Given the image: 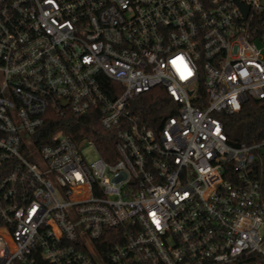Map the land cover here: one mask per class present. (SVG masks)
Wrapping results in <instances>:
<instances>
[{
    "label": "built area",
    "instance_id": "built-area-1",
    "mask_svg": "<svg viewBox=\"0 0 264 264\" xmlns=\"http://www.w3.org/2000/svg\"><path fill=\"white\" fill-rule=\"evenodd\" d=\"M158 87L155 130L130 103ZM250 99L264 0H0V264H264V139L225 120ZM96 109L115 162L36 145L48 112Z\"/></svg>",
    "mask_w": 264,
    "mask_h": 264
},
{
    "label": "trees",
    "instance_id": "trees-1",
    "mask_svg": "<svg viewBox=\"0 0 264 264\" xmlns=\"http://www.w3.org/2000/svg\"><path fill=\"white\" fill-rule=\"evenodd\" d=\"M131 110L140 121L155 130L160 129L165 119L177 113L178 105L173 102L166 89L154 88L132 100ZM226 130L232 144H251L264 139V100L250 99L243 104L241 110L226 116ZM44 125L34 135L38 147L43 146L51 135L62 131L76 142L81 139L92 140L100 153L109 162H115L116 139L113 131H107L99 122L97 109L75 116L67 113L59 117L51 111L46 114ZM105 244H108L105 243Z\"/></svg>",
    "mask_w": 264,
    "mask_h": 264
},
{
    "label": "rangeland",
    "instance_id": "rangeland-1",
    "mask_svg": "<svg viewBox=\"0 0 264 264\" xmlns=\"http://www.w3.org/2000/svg\"><path fill=\"white\" fill-rule=\"evenodd\" d=\"M81 150H82V153L84 154V156L86 157V159L88 161H93L94 159H96L95 153L93 152L90 145H86V146L82 147ZM263 231H264V228H263Z\"/></svg>",
    "mask_w": 264,
    "mask_h": 264
}]
</instances>
